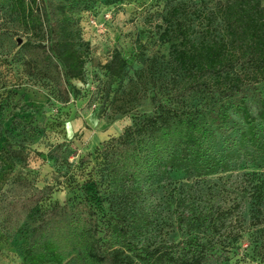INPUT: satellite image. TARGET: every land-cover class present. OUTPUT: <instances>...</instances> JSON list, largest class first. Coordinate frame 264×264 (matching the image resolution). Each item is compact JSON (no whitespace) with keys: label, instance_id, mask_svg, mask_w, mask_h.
I'll use <instances>...</instances> for the list:
<instances>
[{"label":"rangeland","instance_id":"374dc122","mask_svg":"<svg viewBox=\"0 0 264 264\" xmlns=\"http://www.w3.org/2000/svg\"><path fill=\"white\" fill-rule=\"evenodd\" d=\"M6 1L0 0V264H21L20 246L54 204H67L77 227L95 220L99 244L117 251L123 264H143L111 239L110 216L133 215L136 240L160 247L193 232L207 237L205 226L196 227L197 215L211 208L233 209L234 202L240 205L226 223L231 234L212 241L216 250L203 264H264V209L254 207L248 192L251 182L262 179L264 156L256 158L248 145L241 151L236 145L247 129L237 112L239 98L256 129L264 131L259 115L264 79L242 88L229 105L228 124L214 132L215 150L235 153L227 171L200 177L170 172L138 184L123 198L107 187L97 169L104 142L122 134L137 117L153 113L158 103L177 105L174 95L186 80L174 70L173 42L161 37L175 27L173 10L191 43H208L223 35V24L212 14L223 0H120L75 14L76 48L83 60L80 79L35 74L42 58L23 45H36L37 36L19 26ZM115 55L126 63L119 79L106 70ZM184 105L196 108L199 100H184ZM19 150L25 161L12 156ZM191 217L195 230L189 228ZM66 264L85 263L72 255Z\"/></svg>","mask_w":264,"mask_h":264},{"label":"trees","instance_id":"16d2710c","mask_svg":"<svg viewBox=\"0 0 264 264\" xmlns=\"http://www.w3.org/2000/svg\"><path fill=\"white\" fill-rule=\"evenodd\" d=\"M119 1L54 0L47 5L43 0H7L6 3L19 26L37 36L36 45H23L42 58L35 74L44 77L51 72L59 79L62 76L80 79L83 60L76 48L80 36L75 14L86 12L99 2L113 5ZM212 14L223 24V35L208 43L193 44L184 22L177 19L178 10H173L175 27L170 35L164 31L161 37L173 42L174 70L184 74L186 80L174 95L177 105L158 103L153 113L137 117L122 134L104 142L97 152V169L106 178L107 187L123 198L130 197L138 184L159 175L179 171L196 177L207 176L227 171L234 161L232 150H215L214 132L228 124L229 105L242 88L264 79V8L262 0H223ZM125 66L115 55L106 70L111 78L119 79ZM184 100H199V107L189 109ZM238 102L237 112L247 129L240 132L236 145L240 151L248 145L260 159L264 156V131L256 129L244 101L239 98ZM259 115L264 119V111ZM12 156L26 160L20 150L12 152ZM88 159L89 156L82 158ZM248 192L255 199L254 207L263 210L264 173L259 182H251ZM239 205L234 202L233 209L223 212L211 208L207 214H199L202 220L197 215L196 227L205 226L203 233H209L207 237L193 232L177 243L160 247L136 240L137 219L133 215L126 218L115 213L110 216L108 228L114 243L140 263L203 264L216 250L212 241L231 234L227 230L230 223H226ZM79 218L86 220L83 214ZM190 219L189 228L195 230L192 224L196 220ZM76 227L69 206L54 204L20 246L21 264H66L72 255L85 264H123L124 259L117 251L105 250L99 244L95 220L88 226L77 227L80 229Z\"/></svg>","mask_w":264,"mask_h":264},{"label":"water","instance_id":"95a60500","mask_svg":"<svg viewBox=\"0 0 264 264\" xmlns=\"http://www.w3.org/2000/svg\"><path fill=\"white\" fill-rule=\"evenodd\" d=\"M18 43H19V41H18Z\"/></svg>","mask_w":264,"mask_h":264}]
</instances>
